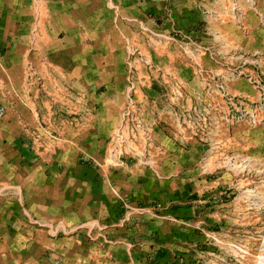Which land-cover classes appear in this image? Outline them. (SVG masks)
Returning a JSON list of instances; mask_svg holds the SVG:
<instances>
[{
	"label": "crops",
	"instance_id": "0c3cea01",
	"mask_svg": "<svg viewBox=\"0 0 264 264\" xmlns=\"http://www.w3.org/2000/svg\"><path fill=\"white\" fill-rule=\"evenodd\" d=\"M263 26L264 0H0V264H239L197 203L233 177L216 84L250 91Z\"/></svg>",
	"mask_w": 264,
	"mask_h": 264
},
{
	"label": "rangeland",
	"instance_id": "374dc122",
	"mask_svg": "<svg viewBox=\"0 0 264 264\" xmlns=\"http://www.w3.org/2000/svg\"><path fill=\"white\" fill-rule=\"evenodd\" d=\"M128 46L131 48L130 44ZM248 61L247 70L237 67L233 74L237 83L243 81L250 91L232 93L221 78L217 82L232 96L228 100L219 93L218 98L223 101L221 125L233 130L236 138L235 142L225 140L222 145L228 148L225 144H229L235 150L215 155L209 159L208 166H220L218 172H214L216 175L227 172L226 168L233 177L220 175L219 188L209 189L205 201L197 203L198 225L207 231L206 241L216 245L214 251L205 253L208 257L234 259L239 264H243V260L249 264H264V91L249 79L254 76L264 80V72L255 58ZM127 64L128 59L126 69ZM134 93L133 98L147 97L145 92ZM228 112L243 119L228 123L224 119Z\"/></svg>",
	"mask_w": 264,
	"mask_h": 264
},
{
	"label": "built area",
	"instance_id": "2783aa9c",
	"mask_svg": "<svg viewBox=\"0 0 264 264\" xmlns=\"http://www.w3.org/2000/svg\"><path fill=\"white\" fill-rule=\"evenodd\" d=\"M236 5V4H235ZM129 45V44H128ZM130 46H128V68H127V86H126V89H125V94H126V99L128 100V104L130 105L132 100L134 99L133 98V93L136 91L137 89V86L139 85V82H138V78L136 76V73H135V68L133 67V64H132V55L134 54L133 52V48H129ZM144 61V60H143ZM147 62H145L146 64ZM249 79L252 80V82L254 83V85L261 91H264V80H262L260 77H254V76H249ZM216 87L219 91V93H221L222 96L226 97L228 100H230L232 98V96H230L228 94V92L226 91L224 85L222 83H217L216 84ZM128 107V105H127ZM129 108H127V110L122 114V118L123 120L127 119L128 121L131 122L132 120V116L130 114V112L128 111ZM2 112V109L0 108V113ZM224 119L226 122L230 123V122H233V121H238V120H242L243 119V116H234L233 113H227L225 116H224ZM123 207H126L125 205H123ZM122 216H121V221L124 220V221H128L130 219V214H129V211L125 208H123V212H122Z\"/></svg>",
	"mask_w": 264,
	"mask_h": 264
}]
</instances>
